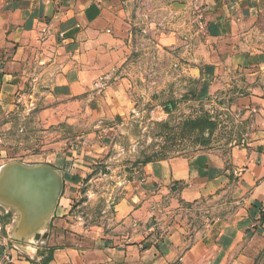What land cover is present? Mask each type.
I'll return each instance as SVG.
<instances>
[{
  "label": "crops",
  "instance_id": "crops-1",
  "mask_svg": "<svg viewBox=\"0 0 264 264\" xmlns=\"http://www.w3.org/2000/svg\"><path fill=\"white\" fill-rule=\"evenodd\" d=\"M173 3L194 11L185 25L194 42L178 58L156 51L183 34L167 26L148 38L145 68L180 77L200 100L231 103L245 130L232 146L117 168L94 196L102 145L138 109L128 76L142 71L132 66L145 54L139 30ZM66 117L87 118L94 129L79 136L91 142L53 155L63 187L34 252L0 217V253L14 264H264V0H0V124Z\"/></svg>",
  "mask_w": 264,
  "mask_h": 264
},
{
  "label": "rangeland",
  "instance_id": "rangeland-1",
  "mask_svg": "<svg viewBox=\"0 0 264 264\" xmlns=\"http://www.w3.org/2000/svg\"><path fill=\"white\" fill-rule=\"evenodd\" d=\"M170 9L171 12L168 10L151 13V29L139 30L142 41L138 45L145 54L140 58L136 56L138 63L132 66L141 64L142 71H130L128 76L134 103L138 109L133 112L135 120L118 137L107 140L102 145L104 150L96 157L99 168L96 183L88 189L94 196L103 189L109 175L117 168L128 170L152 158L186 154L208 144L232 146L240 142L241 134L245 130L246 118L241 115L240 110L231 108V103H223L222 98L200 100L193 89L185 90L181 86L180 77L173 73L165 76L164 73L147 69L154 65L152 56L148 54V38L161 34V31L168 32L170 29L167 26L175 25L174 32L183 34L179 36V40L172 43L169 40L159 45L156 51L178 58L177 54L182 49L191 47L194 42L191 37L188 38L191 29L185 28L186 23L192 22L194 11L189 9L176 13L183 7L175 3ZM173 16L178 19H172ZM157 57L162 58V55L158 54ZM159 61L165 63L166 59ZM169 84L173 86L168 92L166 89ZM67 119L69 117L61 118L59 123L51 127L19 123L7 128L6 125L0 124V165L3 164L0 166V217L5 218V224H8L10 229L14 224L28 230L39 227L38 238L31 234L26 242L19 243L27 252H34L33 245L42 240L43 229L48 231V223L45 225L50 217L48 205L51 208L54 198L45 197L42 190L35 187L37 194L26 203L14 189L20 177L18 172H15L17 168L9 167L18 165L20 168H30L43 163L56 168L52 160L54 154L59 156L74 146H78L79 150L86 149L91 141L79 134L94 129V125L89 123L87 118L81 117L80 121L72 123ZM85 136H89V133ZM105 166L108 167L107 172L103 169ZM61 178L63 182L62 174ZM81 197H85L84 192ZM11 218L16 223H13Z\"/></svg>",
  "mask_w": 264,
  "mask_h": 264
},
{
  "label": "bare ground",
  "instance_id": "bare-ground-1",
  "mask_svg": "<svg viewBox=\"0 0 264 264\" xmlns=\"http://www.w3.org/2000/svg\"><path fill=\"white\" fill-rule=\"evenodd\" d=\"M41 165H43V164H41ZM11 168H13V167H9V169H11ZM30 168H32V167H30ZM15 172H18L20 177L17 179V181L14 185V189L18 193L19 197L22 200H24L26 203L29 202L28 200L31 199L32 196L37 194L35 187L42 190L45 197H53L54 198V192L57 190V184H58L57 183V177H56V174L54 173V171L48 170L47 174L41 180L36 179V178H26V177L22 176V174L19 172L18 169ZM44 195H43V197H44ZM43 197H40V198H43ZM10 201H12V200H10ZM54 202H55V198L53 199V201H51V205H50L51 208H49V205H48V211L49 212L48 211L47 212L49 213V216L52 212ZM14 205H15V202H14ZM16 206H18V205L16 204ZM16 225H18V224H16Z\"/></svg>",
  "mask_w": 264,
  "mask_h": 264
},
{
  "label": "water",
  "instance_id": "water-1",
  "mask_svg": "<svg viewBox=\"0 0 264 264\" xmlns=\"http://www.w3.org/2000/svg\"><path fill=\"white\" fill-rule=\"evenodd\" d=\"M43 164V163H40ZM18 165H16V167L14 166L13 168H17L19 170V172L22 174V176L26 177V178H36V179H42L48 172V170H52L56 173L57 179H58V189L54 192V198H55V202L53 204V209H52V214L54 212L58 197L60 195L61 192V188H62V178H61V174L59 173V170H57L56 168H53L52 166L43 164V165H38V166H34L32 168H28V167H17ZM52 214L50 215V217L48 218V220L46 221L45 225L49 222V219L51 218ZM45 227V226H44ZM38 228L36 229H23L20 228L18 225L14 224V227L12 225L11 229H10V236L13 238V240L17 241V242H26L29 238V236L32 234H34V237L38 238L39 237V233H38ZM44 233L42 235V240L46 239L48 236V231H45L43 229Z\"/></svg>",
  "mask_w": 264,
  "mask_h": 264
},
{
  "label": "built area",
  "instance_id": "built-area-1",
  "mask_svg": "<svg viewBox=\"0 0 264 264\" xmlns=\"http://www.w3.org/2000/svg\"><path fill=\"white\" fill-rule=\"evenodd\" d=\"M3 229L4 226L0 223V232ZM0 264H14L10 250L5 249L2 253H0Z\"/></svg>",
  "mask_w": 264,
  "mask_h": 264
}]
</instances>
